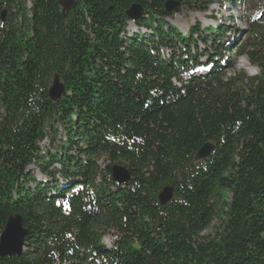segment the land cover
I'll return each mask as SVG.
<instances>
[{"label": "trees", "instance_id": "trees-1", "mask_svg": "<svg viewBox=\"0 0 264 264\" xmlns=\"http://www.w3.org/2000/svg\"><path fill=\"white\" fill-rule=\"evenodd\" d=\"M167 1L65 12L59 0H0V235L12 214L27 230L0 264H264V25L250 50L237 46L259 74L227 77L235 62L215 54L231 51L229 26L182 34ZM175 1L204 12L215 0ZM135 3L149 34L128 31ZM56 73L65 92L53 100ZM207 142L215 150L196 161ZM115 164L129 181L113 179Z\"/></svg>", "mask_w": 264, "mask_h": 264}, {"label": "rangeland", "instance_id": "rangeland-1", "mask_svg": "<svg viewBox=\"0 0 264 264\" xmlns=\"http://www.w3.org/2000/svg\"><path fill=\"white\" fill-rule=\"evenodd\" d=\"M171 14L172 16L167 18L168 23L178 27L182 34H186L192 26H200L201 29H206L210 26L215 27L219 23L229 26L227 35L229 39L223 41L222 44L228 45L231 51L229 53L224 52L222 56L215 54L217 59H222V63L225 59H230L235 62L233 68L225 69V74L227 77L240 71L245 72L251 77L259 74L260 68L251 63L246 55H239L237 53V46H244L247 44V50H250L248 46L253 35V31L251 30L260 28L259 26L264 25V0H248L246 2H237V0H234L232 3L229 0H215L214 3L209 6L208 10L204 12L193 11L184 6L171 12ZM138 28L137 24L130 22L128 31L137 33ZM150 32V30L145 31L146 34ZM198 45L199 47L203 46L201 42H199ZM209 46L210 45L205 47V50H208V48L210 49ZM250 48L251 50L255 49L253 46ZM163 53L166 54L168 51L163 50ZM213 53L214 51L212 54ZM207 59L208 57L206 56L202 57L203 61ZM207 70V67H201L198 68L197 72H206ZM41 147L43 152L47 149L54 150V145L50 143L49 139L43 141ZM100 164L103 165L106 163L100 162ZM28 169L37 178L45 181V176L42 174L41 167L38 164H33ZM219 225L220 220L215 221L213 226L205 231L204 235H214ZM112 238L113 235H107L104 238V243L111 246Z\"/></svg>", "mask_w": 264, "mask_h": 264}, {"label": "water", "instance_id": "water-1", "mask_svg": "<svg viewBox=\"0 0 264 264\" xmlns=\"http://www.w3.org/2000/svg\"><path fill=\"white\" fill-rule=\"evenodd\" d=\"M64 8V11H70L76 7L77 0H59ZM180 3L175 0L166 2V10L168 13L178 10ZM131 22L145 16L144 8L139 4H133L126 12ZM65 92V86L61 82L59 74H55L53 83L49 89V94L53 100L61 98ZM215 150V145L212 142L205 143L195 154V160L200 161L209 157ZM113 179L119 184H123L131 179L129 169L123 165L115 164L112 167ZM159 201L161 204H167L174 198V188L166 186L159 193ZM27 230L24 227V218L20 214H12L7 220L5 228L0 235V256L20 255L25 246V236Z\"/></svg>", "mask_w": 264, "mask_h": 264}]
</instances>
